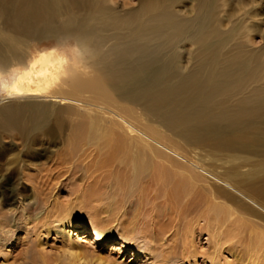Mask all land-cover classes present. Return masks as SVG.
Returning a JSON list of instances; mask_svg holds the SVG:
<instances>
[{"label": "bare ground", "instance_id": "obj_1", "mask_svg": "<svg viewBox=\"0 0 264 264\" xmlns=\"http://www.w3.org/2000/svg\"><path fill=\"white\" fill-rule=\"evenodd\" d=\"M185 2L0 0V74H13L2 87L7 98H34V80L48 87L65 74V96L58 98L88 94L106 110L108 117L96 116L94 125L90 124L102 127L101 138L85 134L87 123L82 120L75 141L84 140L85 148L91 145L104 150L102 163L114 173V197L124 202L125 196H132V201L127 200L134 209L130 221L117 223L121 238L150 244L146 241L150 237L154 242L164 230L159 225L156 230L153 222L148 229L144 216L151 209L152 218L160 203L177 215L194 216L195 223L202 221L201 229L210 235L212 254L217 258L224 245L229 244L225 249L231 250L235 243L245 244V259L250 264H264V88L249 87L256 80V68L235 59L233 72L212 67L202 76L207 64L201 62L200 69L185 75L176 67V59L169 57L177 53L182 38L196 35L204 42L218 36L211 23L215 21L213 11L240 2L193 0L196 4L189 14L181 16L176 7H184ZM60 31H65L66 40H73L72 59L46 47L28 54L24 51L32 41L53 40ZM251 56L258 61L257 53ZM204 144L212 148L205 149ZM254 158L260 159L253 163ZM246 166L251 168L242 170ZM49 178L46 175L45 180L32 183L37 202L28 206L11 202L12 194L1 186L0 205L14 208L0 212V227L17 226L14 218L21 209L29 216L21 223L32 235L23 250L24 255L33 257L30 264H48L39 247L42 236L51 232L64 238L66 258L59 264H114L98 255L85 259L70 238L71 232L64 230L65 226L75 227L67 210L77 214L80 206L76 204L87 205L93 196L85 200L75 194L72 208L59 201L62 185H51ZM44 193L51 196L41 197ZM87 206L88 212L96 210ZM108 207L103 209L110 213ZM121 207L115 211L120 212ZM86 230L93 243L112 239L110 233H100L95 227L86 226ZM4 232L2 229L0 236ZM185 234L177 263H195L194 230ZM152 246L145 247L150 264L175 260L170 252ZM132 248L139 253L140 248ZM8 252L0 247V256ZM10 258V264H17L15 256Z\"/></svg>", "mask_w": 264, "mask_h": 264}, {"label": "rangeland", "instance_id": "obj_2", "mask_svg": "<svg viewBox=\"0 0 264 264\" xmlns=\"http://www.w3.org/2000/svg\"><path fill=\"white\" fill-rule=\"evenodd\" d=\"M192 1L186 0L184 7H176L181 16L184 13L189 14L191 6L196 4V0ZM234 1L240 2L239 5L235 7L222 5L212 13L215 21L211 23H213L214 31L218 36L213 35L204 42L199 41L196 35L182 38L177 47V53L169 57L176 59V67L181 69L185 75L197 71L201 68L200 63L205 62L207 67L201 74L202 76H206V72L212 67L220 72H233L235 67L231 63L235 59L244 60L256 68V80L249 83V87L264 88V0ZM64 32H58L53 40L41 43L32 41L29 48L24 47L23 49L27 54L30 50H40L45 47L57 49L63 56L66 55L72 59L70 48L73 47V40H66ZM253 53H257L259 56L257 62L251 56ZM213 60H217V63L214 64ZM12 76L13 74H0V187L5 186L8 193L12 194L9 196L11 202H17L21 206L36 204L38 195L33 192L32 183L35 185V182L45 180L46 175H50L51 179L48 180L51 185H62L63 192L59 193L58 197L59 201L65 205L72 206L75 194L80 198L85 197V200H88L89 196H93V200L87 205L91 206L92 210L95 208L96 210L88 212L89 207L85 202L74 203L72 208L75 204L77 207L80 206L78 213L74 215L75 212L70 209L67 212H70V217H74L71 223L75 227L71 229L68 226L64 227L65 232H71L70 238L87 260L98 255L107 263L150 264V256L147 255L148 251L145 247L153 245V248L158 247L157 251L161 248L164 252H170L175 256V260L165 264H179L177 256L185 242V233L192 228L194 230L193 242L198 255L195 263H192L190 259L191 263L189 261L186 262L187 264H250L244 257L245 244L235 243V245L234 241L232 243L235 245V249L232 247L234 250L225 249L229 247V244H226L218 253L217 258L212 254L210 235L201 229L204 224L202 221L195 223L194 216L177 215L169 208L160 206V203L156 204L157 207L152 213L154 215L152 218L149 216L151 209L146 214L148 217L144 216V223L147 222L145 226L147 225L148 229L153 222L156 230L160 228L158 225L164 230L154 242V238L150 237V239H146V241H150V244L135 239L128 242L121 238L119 236L120 227L117 223L130 221V215L134 212V209L129 206L132 196H125L124 202H120L118 196L114 197L113 193L116 192L113 181L114 173L112 168L102 163L105 155L104 150H95V146L91 145L85 148L83 147V145L85 146L84 140H80L81 142L78 140V143L75 141L79 132V123L82 120L87 123L85 134L98 137L102 132V127L91 125H94L96 116L106 118L109 114L100 105L95 104L88 94H80L79 98L74 99L58 98L59 95L65 96V84L63 83L65 74L52 80L48 87H45L41 81L34 80L32 90L37 95L34 98H7L2 82H10ZM55 95H58L57 98ZM116 99L114 97V100ZM86 101L89 106L84 103ZM108 101L107 99L101 100L105 104H108ZM73 137L75 139H72ZM99 138L101 137L99 136ZM210 148L212 145H205V149ZM259 159L254 158L253 163ZM248 168L251 167L246 166L242 170ZM118 194L120 193L118 192ZM50 196L51 193L41 195V197ZM39 206H42V201ZM104 206H109L107 209L111 212H105ZM116 207H121L120 212L115 211ZM13 208L14 206L11 205H2L0 212H6ZM19 211L14 218L17 220H15L17 226L4 228L5 225H2L0 227V231L2 229L5 231L4 235L0 236V242L3 244L0 247L4 253L9 250V255L0 256V264H10L13 260L10 256L16 257L14 259L17 264H30V260H33V257L30 258L23 253L27 247L24 243L32 239V235L27 234V228L21 222L30 218L22 209ZM123 213L125 215L121 216ZM0 222L3 223L1 219ZM225 224L224 227L227 229L228 225ZM86 226L95 227V229H99L100 233L108 232L112 239L109 242L93 243L92 236L86 230ZM84 231L85 233H82ZM148 234L147 236L152 237V234ZM242 235L246 240L247 233L243 231ZM41 243L39 249L48 264L57 262L59 264L66 258L62 236L51 232L47 236H42ZM133 245L140 248L139 253H134ZM29 246L31 248L33 244H29ZM18 252L23 255L17 257L20 255ZM36 261L34 258V262Z\"/></svg>", "mask_w": 264, "mask_h": 264}]
</instances>
